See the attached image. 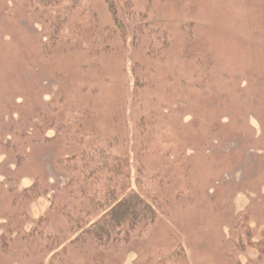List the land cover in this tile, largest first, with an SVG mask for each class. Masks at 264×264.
Wrapping results in <instances>:
<instances>
[{
	"label": "rangeland",
	"instance_id": "1",
	"mask_svg": "<svg viewBox=\"0 0 264 264\" xmlns=\"http://www.w3.org/2000/svg\"><path fill=\"white\" fill-rule=\"evenodd\" d=\"M145 3L169 26L168 51L146 57L127 36L109 44L115 49L103 54L98 69L84 71L78 56L41 49L46 31L28 19L26 3L11 10L12 0H0V213L17 189L24 191L16 203L26 230L46 215L54 228L63 227L48 208L65 183L55 159L69 150L56 126L61 117L46 103L69 87L92 113L91 128L105 132L113 112L121 114L132 172L141 139L137 124L151 111L173 118L191 163L187 191L176 196L175 186L166 184L167 213L148 234L119 243L109 264H152L145 255L158 259L157 248L168 252L178 245L189 264H264L258 250L241 252L243 243L232 242L242 211L252 216L254 241H264V0H137L136 7ZM183 25L190 26L188 41ZM38 182L48 192L31 200L26 192ZM6 222L0 217V235ZM11 244L0 264L41 259L17 239ZM67 252L86 264L72 246Z\"/></svg>",
	"mask_w": 264,
	"mask_h": 264
},
{
	"label": "trees",
	"instance_id": "2",
	"mask_svg": "<svg viewBox=\"0 0 264 264\" xmlns=\"http://www.w3.org/2000/svg\"><path fill=\"white\" fill-rule=\"evenodd\" d=\"M136 1L12 0L11 10L26 3L28 19L41 22L46 31L41 49L76 55L83 70L89 71L98 69L103 54L115 49L109 44L126 42L127 36L132 47L146 57L168 51L173 42L169 26L156 19L150 3L137 8ZM181 28L185 32L190 26ZM185 37L186 41L192 39L190 32H185ZM46 105L50 114L61 117L56 126L66 133L69 150L55 159L65 183L49 197L48 208L59 214L63 227L54 228L46 215L26 230L23 207L16 203L24 191L15 189L8 211L0 213L7 221L0 235V253H9L13 239H17L34 256H41L34 264H77L69 258V246L86 264H102L103 258L109 264L119 243L148 234L160 215L167 213L168 202L161 193L166 184L175 186L176 196L187 191L191 163L185 145L167 112L151 111L141 116L137 166L132 172L120 113L114 111L106 131L99 132L89 126L92 113L78 102L75 90L58 88ZM4 181L0 179L1 187ZM39 183L26 192L31 200L48 192V185ZM7 186L12 189L11 184ZM251 222V214L242 211L233 226L236 240L231 238L232 242L243 243L241 252L251 248L264 256V241H254L256 230ZM156 252L158 259L147 254L144 260L189 264L181 245L168 252L157 248Z\"/></svg>",
	"mask_w": 264,
	"mask_h": 264
}]
</instances>
